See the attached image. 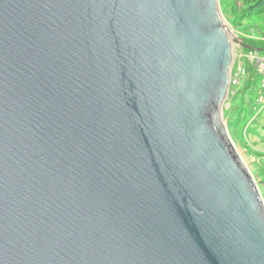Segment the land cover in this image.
I'll list each match as a JSON object with an SVG mask.
<instances>
[{
  "label": "water",
  "instance_id": "water-1",
  "mask_svg": "<svg viewBox=\"0 0 264 264\" xmlns=\"http://www.w3.org/2000/svg\"><path fill=\"white\" fill-rule=\"evenodd\" d=\"M232 44L217 0H0V264H264Z\"/></svg>",
  "mask_w": 264,
  "mask_h": 264
},
{
  "label": "rangeland",
  "instance_id": "rangeland-1",
  "mask_svg": "<svg viewBox=\"0 0 264 264\" xmlns=\"http://www.w3.org/2000/svg\"><path fill=\"white\" fill-rule=\"evenodd\" d=\"M217 4L224 25L241 42L248 45L246 41H251L256 46L264 44V17L244 21L248 18L241 15L237 0H217ZM247 51L232 44L233 57L247 54ZM259 77L255 68L245 65L244 80L226 97L222 121L264 203V108L259 113L252 108L261 90Z\"/></svg>",
  "mask_w": 264,
  "mask_h": 264
},
{
  "label": "built area",
  "instance_id": "built-area-1",
  "mask_svg": "<svg viewBox=\"0 0 264 264\" xmlns=\"http://www.w3.org/2000/svg\"><path fill=\"white\" fill-rule=\"evenodd\" d=\"M245 65L255 68L260 76L261 90L257 94L252 107L256 113H259L264 108V49L260 52L247 51V54L242 53L239 57H233L229 76L228 94L232 93L240 85L241 81L244 80Z\"/></svg>",
  "mask_w": 264,
  "mask_h": 264
},
{
  "label": "trees",
  "instance_id": "trees-1",
  "mask_svg": "<svg viewBox=\"0 0 264 264\" xmlns=\"http://www.w3.org/2000/svg\"><path fill=\"white\" fill-rule=\"evenodd\" d=\"M237 2L241 8V15L248 18L245 19L244 21L246 20L248 21L249 19L264 17V0H237ZM246 43L252 46L253 48L261 49V51L264 49L263 43L259 42L260 44H257V46L251 41L248 42L246 41Z\"/></svg>",
  "mask_w": 264,
  "mask_h": 264
}]
</instances>
